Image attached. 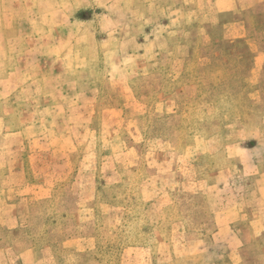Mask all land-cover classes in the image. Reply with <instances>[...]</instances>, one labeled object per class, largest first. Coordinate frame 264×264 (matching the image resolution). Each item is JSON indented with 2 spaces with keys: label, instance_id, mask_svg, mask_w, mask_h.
I'll use <instances>...</instances> for the list:
<instances>
[{
  "label": "rangeland",
  "instance_id": "1",
  "mask_svg": "<svg viewBox=\"0 0 264 264\" xmlns=\"http://www.w3.org/2000/svg\"><path fill=\"white\" fill-rule=\"evenodd\" d=\"M9 3L4 1V8H11ZM157 6L169 22L163 47L145 63L134 58V64L110 68L102 60L99 67L82 70L76 81L80 89L112 86L115 94L99 96L100 108L89 126L88 118L80 121L78 114L68 113L60 127L63 144L51 136V147L64 149L58 154L60 171L66 174L51 177L49 193L33 191L40 200H31L21 211L12 233L3 230L5 242L19 252L34 247L36 264H230L224 240L214 235L216 224L202 222L205 207L215 203L205 180L216 183L217 177L208 175L226 159L208 151L252 134L242 129L250 118L264 114V81L259 97L249 95L247 74L254 69V54L247 44L223 42L217 28L208 31L207 39L203 24L185 22L186 9L179 2L157 0ZM174 23L180 26L175 37L170 30ZM249 23L256 27L254 50L263 55V12L251 13ZM13 34L8 31L6 39ZM183 46L190 47L189 60ZM63 82L67 87L74 83ZM189 85L193 87L180 90ZM112 104L126 110L125 119L109 120L101 108ZM26 116L21 113L22 120ZM2 134L0 155L5 157L15 149ZM237 227L247 232L249 226ZM78 237L93 239L83 245L91 243L86 258L74 253L79 246L71 240ZM263 243L244 241V255L237 260L264 264Z\"/></svg>",
  "mask_w": 264,
  "mask_h": 264
},
{
  "label": "crops",
  "instance_id": "2",
  "mask_svg": "<svg viewBox=\"0 0 264 264\" xmlns=\"http://www.w3.org/2000/svg\"><path fill=\"white\" fill-rule=\"evenodd\" d=\"M4 1H10L11 8H4ZM158 1L179 2L186 9L185 22L203 24L207 39L208 28H217L223 42L247 44L254 54V69L247 74L249 95L259 97L264 54L257 55L254 50L252 33L256 27L250 25L249 18L258 10L264 17V0ZM177 6L174 4V22L178 21ZM225 15L231 19L223 22ZM166 16L157 0H0V134L5 133L1 137L15 149L5 157L0 155V162H6L4 167L0 165V264H36L34 247L19 252L16 245L5 242L3 230L12 233L20 223L21 211L31 200H40L33 191L49 193L51 177L66 174L59 164L64 149L58 146L56 152L51 136L57 135L56 142L63 144L60 127L68 113L75 112L80 121L82 116L88 118L89 126L100 108L99 96L115 94L112 86L80 89L76 81L82 78V70L99 67L102 60L110 63V68L116 63L120 67L134 64V58L145 63L163 47L161 39L169 28ZM173 26L170 30L174 29L175 37L180 26ZM8 31L14 33L11 40L6 39ZM260 31L264 39V29ZM183 48V56L189 60L190 47ZM201 59L207 61L206 57ZM113 71L107 75L111 77ZM71 80L74 83L69 87L63 82ZM101 109L109 120L126 118V110L115 104ZM24 111L27 121L21 118ZM8 126L13 129L6 130ZM243 126V131L253 130L252 134L235 136L219 143L218 151H208L212 157L226 159L208 175L216 176L217 182L205 180L215 203L205 207L208 214L202 222L216 224L214 235L224 240L226 254L232 257L230 264H242L237 257L244 255V241H264V114L250 118ZM230 161H235L236 167ZM240 224L249 226L247 232L237 227ZM90 240L93 242L82 237L71 240L79 246L74 253L81 259L90 254L91 243L83 246ZM262 249L264 255V243Z\"/></svg>",
  "mask_w": 264,
  "mask_h": 264
},
{
  "label": "trees",
  "instance_id": "3",
  "mask_svg": "<svg viewBox=\"0 0 264 264\" xmlns=\"http://www.w3.org/2000/svg\"><path fill=\"white\" fill-rule=\"evenodd\" d=\"M223 22H226L227 20L231 19L229 15H225L221 17ZM215 28H209L208 31H214ZM215 46V45H214ZM208 59V58H207Z\"/></svg>",
  "mask_w": 264,
  "mask_h": 264
}]
</instances>
